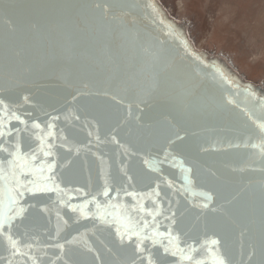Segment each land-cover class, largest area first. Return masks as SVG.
<instances>
[{
	"label": "water",
	"instance_id": "obj_1",
	"mask_svg": "<svg viewBox=\"0 0 264 264\" xmlns=\"http://www.w3.org/2000/svg\"><path fill=\"white\" fill-rule=\"evenodd\" d=\"M36 3L65 7L37 13L29 7ZM0 99L18 114L31 113L45 132L52 124L58 165L74 161L58 167L59 198L50 192L22 201L39 200L41 211L28 209L15 238L22 251L32 244L42 264L127 260L137 238L121 241L116 229L123 231L125 213L111 206L127 205L134 218L151 221L132 210L137 199L145 209L159 208L161 232L175 212L180 246L194 245L205 264H214V254L228 264H261L264 83L222 53L200 48L190 23L162 0H3ZM105 186L112 189L107 197ZM55 244L64 249L47 246ZM145 245L158 259L159 244ZM0 256L10 257L2 236Z\"/></svg>",
	"mask_w": 264,
	"mask_h": 264
},
{
	"label": "snow or ice",
	"instance_id": "obj_2",
	"mask_svg": "<svg viewBox=\"0 0 264 264\" xmlns=\"http://www.w3.org/2000/svg\"><path fill=\"white\" fill-rule=\"evenodd\" d=\"M2 2L3 0H0V3ZM96 6L99 7L100 5ZM5 7L17 8L20 5L8 3ZM29 7L37 13H43L51 8L65 6L36 3L29 5ZM11 30L15 31V28L13 27ZM28 99L27 96L24 97L25 101ZM73 99H76V97L74 96ZM24 115L31 118V124H29V120L24 119ZM249 116L251 118L250 113ZM53 119L56 118L54 117ZM13 121L17 123L14 124ZM259 127L261 130H264V122H261ZM47 128L48 131L45 132V129L32 117L31 113L18 114L4 99H0V236L4 237L7 242V249L10 252V257L0 256V260L5 261L6 264H18L13 259L17 256L28 257L31 264H42L37 256L31 254L32 244H25L24 248L28 249V251H22L21 240L15 238L16 234L14 229H19L25 220L28 219L24 215L28 212V209H32L34 214H39L41 211L39 208V200L36 203H28L27 206L22 201L25 200L26 195L36 197L37 194H47L50 192H55L59 198L60 194L64 192V189L57 183V176L59 175L58 167L67 168L74 163L72 159L64 158L63 165H58L57 158L53 152L54 144L49 141V138L54 135L51 131L53 125L49 123ZM176 139L182 140L183 137L177 133ZM170 143H175V141H170ZM262 144H264V141H262ZM256 146L261 147V145ZM261 151L264 152V147H261ZM50 157L53 159L49 160L48 158ZM165 159H167V156ZM128 179H131V177H128ZM168 184L171 186V181H168ZM157 188H159L158 184ZM79 191H82V189ZM110 191L112 189L105 186L102 194L107 197ZM116 191L117 196H119L120 190ZM125 195L137 199L140 194L125 191ZM157 195H159V192H157ZM155 203L153 201L154 205ZM96 206L99 208L100 204L97 203ZM72 207L75 210L76 206ZM80 207L83 208L86 205ZM111 207L123 209L125 213L122 217L123 231L119 227L116 229L121 241L123 242L125 237L129 241H132L133 236L137 240L127 260L117 259L116 261H109L108 264H169L167 260L168 255L172 257L179 256L180 261H188L190 264H205L204 259L194 256V253L198 251L194 245L188 244L186 247L180 246V237L174 234L172 228V225L179 227L175 218V212H171L170 216L165 217L170 221V224L167 231L161 232L156 222V216L161 214L159 208H156L154 211L145 209L143 204L137 199V205L133 206L132 210L137 214L146 212L148 216L152 217V220L149 221L143 217L139 219L134 218L128 212L127 205L116 204ZM168 210L171 211V208L169 207ZM43 211L47 212L48 208L45 207ZM261 214L262 222H264V198H262ZM101 219H104L103 214H101ZM23 235H27V233L25 232ZM145 241H151L152 247H156L159 244L162 253L158 259L153 258V253L145 245ZM165 241L167 242L165 243ZM211 244L219 247L221 240L213 239ZM47 246L57 247L61 250L64 249L63 244ZM203 247L204 245H201V248ZM224 248L226 251L228 250L227 241L224 243ZM207 251L210 252L211 249H207ZM262 253H264V234H262ZM122 255L127 256L128 253L123 252ZM249 259H251V256ZM24 264H27V261ZM214 264H228V262L222 256L214 254ZM261 264H264V258L261 259Z\"/></svg>",
	"mask_w": 264,
	"mask_h": 264
},
{
	"label": "rangeland",
	"instance_id": "obj_3",
	"mask_svg": "<svg viewBox=\"0 0 264 264\" xmlns=\"http://www.w3.org/2000/svg\"><path fill=\"white\" fill-rule=\"evenodd\" d=\"M190 23L200 48L231 60L248 78L264 83V0H162Z\"/></svg>",
	"mask_w": 264,
	"mask_h": 264
}]
</instances>
